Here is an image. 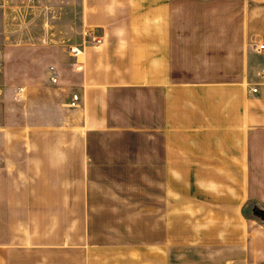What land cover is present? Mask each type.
<instances>
[{"label": "crops", "instance_id": "obj_1", "mask_svg": "<svg viewBox=\"0 0 264 264\" xmlns=\"http://www.w3.org/2000/svg\"><path fill=\"white\" fill-rule=\"evenodd\" d=\"M75 3L4 77L0 264H264V0Z\"/></svg>", "mask_w": 264, "mask_h": 264}, {"label": "rangeland", "instance_id": "obj_2", "mask_svg": "<svg viewBox=\"0 0 264 264\" xmlns=\"http://www.w3.org/2000/svg\"><path fill=\"white\" fill-rule=\"evenodd\" d=\"M74 5L72 0H0V118L14 103L9 98L14 85L4 81L10 62H23L24 50L47 43V37L64 46L84 37ZM249 211L254 213V206Z\"/></svg>", "mask_w": 264, "mask_h": 264}, {"label": "built area", "instance_id": "obj_3", "mask_svg": "<svg viewBox=\"0 0 264 264\" xmlns=\"http://www.w3.org/2000/svg\"><path fill=\"white\" fill-rule=\"evenodd\" d=\"M85 42H88V43H91V44H100L102 42V38L100 35H98L93 29H87L84 31V37H83V40H82V43H85ZM81 44H75V45H71L69 47V51L73 54V55H78L82 52V47H81ZM264 48V44H259L257 47H256V50H261ZM49 71L51 73V81L53 83H56L57 82V76H56V72L54 70V67L53 66H50L49 67ZM261 74L260 72H258V75ZM256 87H252L251 90L252 91H256ZM80 95L79 93L77 92H73L72 95H71V100L69 102V106L70 107H77L80 103Z\"/></svg>", "mask_w": 264, "mask_h": 264}, {"label": "trees", "instance_id": "obj_4", "mask_svg": "<svg viewBox=\"0 0 264 264\" xmlns=\"http://www.w3.org/2000/svg\"><path fill=\"white\" fill-rule=\"evenodd\" d=\"M256 217H258L263 223H264V210L254 206V213H253Z\"/></svg>", "mask_w": 264, "mask_h": 264}]
</instances>
